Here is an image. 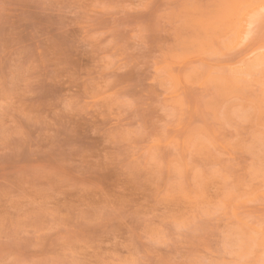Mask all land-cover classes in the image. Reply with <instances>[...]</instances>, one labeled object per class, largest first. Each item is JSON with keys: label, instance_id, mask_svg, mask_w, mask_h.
Listing matches in <instances>:
<instances>
[{"label": "clouds", "instance_id": "1", "mask_svg": "<svg viewBox=\"0 0 264 264\" xmlns=\"http://www.w3.org/2000/svg\"><path fill=\"white\" fill-rule=\"evenodd\" d=\"M0 264H264V0H0Z\"/></svg>", "mask_w": 264, "mask_h": 264}]
</instances>
